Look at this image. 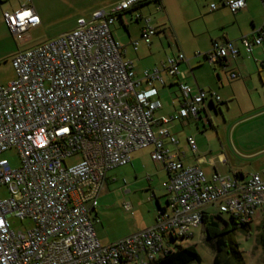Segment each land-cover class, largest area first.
Segmentation results:
<instances>
[{"label": "built area", "instance_id": "1", "mask_svg": "<svg viewBox=\"0 0 264 264\" xmlns=\"http://www.w3.org/2000/svg\"><path fill=\"white\" fill-rule=\"evenodd\" d=\"M147 1L120 0L109 10H95L89 19L79 18L73 30L13 56L15 78L0 86V186L9 194L0 198V264H147L167 252L165 240L189 237L210 208L241 224L264 217V169L242 180L219 174L207 180L199 167L183 165L166 149L162 138L177 143L166 125L198 119L207 94L185 82L178 65L186 58L178 54L162 70L177 80L179 109L154 119L161 106L152 99L156 90L136 91L133 66L124 60L123 48L111 33L118 16ZM224 6L234 14L245 7V0H228ZM2 18L21 44L40 24L27 4L3 12ZM143 20L139 42L150 45L156 30ZM239 42L250 54L264 44V30ZM137 46L134 42L135 50ZM237 55L234 42H213L206 58L211 64H226ZM237 76L231 74L233 79ZM143 79L149 87L162 82L158 70L145 71ZM210 96L219 101L215 94ZM157 123L161 127L155 131ZM187 144L196 155L195 140L189 137ZM148 147L151 159L169 174L162 184L167 205L158 211L153 226L104 245L91 213L105 189L107 173ZM10 149L18 152V168L1 157ZM75 155L81 157L78 163L64 165ZM12 216L30 219L33 228L25 233L11 230Z\"/></svg>", "mask_w": 264, "mask_h": 264}, {"label": "rangeland", "instance_id": "2", "mask_svg": "<svg viewBox=\"0 0 264 264\" xmlns=\"http://www.w3.org/2000/svg\"><path fill=\"white\" fill-rule=\"evenodd\" d=\"M29 1L41 13L43 21L40 26L29 31L30 39L23 43L24 45L19 46L21 51L53 39L62 31L72 29L79 17L89 19L93 11L101 10L106 6V10H109L117 3V0H93L92 2L85 0ZM260 4L264 16V6L262 3ZM162 6L164 11H158L155 3L145 5L147 10L143 11V17L151 21V26L167 31L166 35H162L163 51L172 52L174 55L183 53L186 56L184 49L204 48L209 43L208 33L213 31L209 28L213 24L211 20L201 17L198 0H162ZM126 22L131 23L129 30L132 33H136L141 24V22H136L133 19H126ZM116 25L121 27L118 19ZM121 30L126 34L124 28L121 27ZM159 34H161L160 31ZM167 43L172 44L171 49L167 47ZM176 43L182 46L180 52H178ZM160 51L159 55L166 54L162 50ZM10 57H6L0 63V85L7 84L15 78ZM235 97V100L230 101L228 105L219 104V109L216 112L211 110L209 112L211 122L207 119L202 120L199 122V131L196 129L195 131L199 132L202 137L209 155L222 152L229 159L232 171L238 170L244 176H248L258 172L264 160L263 152L253 157L245 156L258 152L264 144V116L253 117L262 108L255 107L256 101L252 100L253 96H250L249 92L238 90ZM244 118L246 119L242 120ZM233 147L242 156L234 153ZM1 157L9 162L11 168L20 166L19 155L15 149L5 151ZM80 160L81 157L75 155L67 158L64 165L70 167ZM228 174L232 175L231 172ZM204 175L209 180L205 173ZM152 180L155 181L156 194H164L161 182L154 177ZM147 186L148 181L145 172L139 173L137 179L134 178L133 172L127 166L114 168L108 172V185L99 198L98 206L95 207L99 219L95 225V230L102 243H107V240H117L119 237L128 235L143 226L153 225L156 209L154 200H150L151 193ZM126 191H130L129 195L125 194ZM8 197L6 186H0V198L7 199ZM125 204H131L132 210L125 211L123 209ZM208 211L212 215H216L214 209L210 208ZM221 217L231 227L233 226L229 214H222ZM263 222L264 217L260 219L255 217L249 224L248 234L240 230L230 233V241L235 246V251L241 255L244 264H264V250L257 242L258 227ZM8 223L11 230L15 232L25 233L33 228V223L28 218L21 220L12 216L8 218ZM219 224L223 226L220 221ZM164 244H168L170 250L193 246L199 256V263L194 264H213L215 252L202 239L201 226L193 229L189 237L167 239Z\"/></svg>", "mask_w": 264, "mask_h": 264}, {"label": "crops", "instance_id": "3", "mask_svg": "<svg viewBox=\"0 0 264 264\" xmlns=\"http://www.w3.org/2000/svg\"><path fill=\"white\" fill-rule=\"evenodd\" d=\"M92 1L93 0L87 2ZM119 1L120 0H117L116 2L118 3ZM226 1L228 0H198V4L200 5L201 9L200 15L202 18L211 20L213 25L209 28V30L213 29V31H210L208 33L209 43H207L204 48L198 47V49L192 50L184 49L183 51L186 53V56L183 53H178L183 54L186 58L185 62H181L178 65V69L179 71L184 73L185 82L190 87L194 88V90L205 92L207 94V97L202 104V110L199 114L198 119L188 117L183 120L181 119L172 121L166 125L170 136L175 138L177 142L176 144H170L168 138H162L166 149L173 158L180 159L185 166L199 167L202 172L207 175V178L209 180L212 179L214 174H219L221 177L235 176L238 180L247 178L250 174L248 176H244V174L238 170L232 171L233 169L229 164V159L222 152H218L215 155L208 154V150L206 148V145L202 141V137L200 136L199 132L195 131V129L199 131V122L204 119H207L209 120V122H211L209 119V112L211 110L216 112L219 109V104L221 103H225L226 105H228L230 101H234L236 98V92L238 90L249 92L250 96H253V99H251L256 101L255 107L262 108V110L253 115V117L264 116V44H262L261 46L253 47L251 53L249 54L245 52L239 42V39L243 36L252 38L259 31L264 30V16L260 4L262 3V5L264 6V0H260V3L259 0H245V7L234 14L224 6V3ZM150 3H155L156 9L158 11H164L162 0H158V2L156 0H149L135 7L129 12L122 13L120 16H118L114 24L111 26V33L115 41L118 42L123 48L124 60L131 62L133 66L135 78L139 82V85L136 87V91L139 92L148 89L156 90V96L152 99L159 101L161 104L160 108L154 112V119L158 121L163 117H169L177 112L182 100V94L179 90L176 78L168 75L162 70V67L166 64L167 60L178 55H174L172 54V52L170 53L163 51L164 41L162 40V35H166L167 31L159 30L157 27L152 26L156 30V33L151 40V44L145 45L142 42H139L141 31L145 26L143 19H146L145 17H143V11L147 10V8L144 6ZM214 3H216V8L212 10L210 7ZM22 4H27L34 9L40 20V24L38 26H40L43 21L41 13H39V11H37L36 8L30 4L29 0H0V63L4 61V59L8 56H11L10 58L12 60L13 56L21 51L19 50V46L24 45L18 43L10 35L8 28L2 18L3 12H13L20 8ZM106 7L102 9H105ZM136 15L140 16L142 19L136 20ZM117 19L121 27L125 29L127 35L122 32L120 26L116 25ZM126 19H133L136 22H141L140 26L136 30V33L130 32L129 25L131 23L126 22ZM147 20L149 21L148 24L151 26V21L149 19ZM38 26L34 28H37ZM74 28L75 25L72 29L62 31L57 36L69 32ZM159 31L161 32V34H159ZM29 39L30 37L28 35L27 42L29 41ZM224 41L235 43L238 49V55L236 59L229 61L226 64H224L223 62H217L215 64L209 63L206 55L211 50L210 47L212 48L213 42ZM134 42H138L136 50L133 47ZM171 46L172 44L167 43V47H169V49H171ZM176 47L178 49V52H180L182 46H179L176 43ZM160 50H162L166 54L159 55L158 53L161 52ZM152 70L159 71L162 82L155 81L152 83L151 87H149L143 79V73L145 71ZM233 73H236L238 75L237 78H231V74ZM210 94H215L216 96H218L219 101H215V99L212 98ZM245 119L246 118L242 120ZM160 127L161 124L157 123V125H155L153 129L157 131ZM189 137H192L195 140L197 146L196 155H193L191 153L187 144V138ZM232 151L234 153H237L238 156H242L234 149V147ZM151 152L152 147H148L146 149L132 153L130 162L125 165V167H130L135 179L138 178L139 173L145 172L146 180L148 181L147 187L151 193L150 200H154V206L156 209L153 222L154 224L158 211L167 205L168 195L166 194L165 190L164 194L162 195L156 194V185L155 181L152 180V178H156L157 181L161 182L162 186L164 182L168 181L169 174L160 164L154 162L151 159ZM262 152L264 155V144L260 147L258 152L252 155L245 156L253 157ZM262 169H264V160L261 163V169L259 171H261ZM230 172L232 175L228 174ZM107 185L108 173L105 189ZM105 189L103 190L102 194L104 193ZM129 193L130 191L125 192V194L127 195H129ZM101 195L99 196V198L101 197ZM99 198L97 201V206ZM129 206L130 210H132V205L129 204ZM91 215L99 220L98 213L95 209L92 211ZM151 226L150 224L145 227L143 226L128 235L119 237L117 240H107V243H102L101 240L99 238L98 239L102 244L107 245Z\"/></svg>", "mask_w": 264, "mask_h": 264}, {"label": "trees", "instance_id": "4", "mask_svg": "<svg viewBox=\"0 0 264 264\" xmlns=\"http://www.w3.org/2000/svg\"><path fill=\"white\" fill-rule=\"evenodd\" d=\"M157 1V0H156ZM158 2V1H157ZM161 210V209H160ZM222 214L212 215L205 213L201 218L202 239L206 241L215 252L213 264H244L242 257L235 251L230 241L231 231L240 230L248 234L249 224H241L230 215L232 227L222 219ZM223 223V226L219 224ZM257 242L264 250V222L258 227ZM199 263V256L193 246L168 249L166 253L157 255L147 264H194Z\"/></svg>", "mask_w": 264, "mask_h": 264}]
</instances>
